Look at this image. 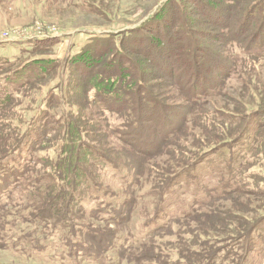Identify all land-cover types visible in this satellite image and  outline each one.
<instances>
[{"label":"rangeland","instance_id":"1","mask_svg":"<svg viewBox=\"0 0 264 264\" xmlns=\"http://www.w3.org/2000/svg\"><path fill=\"white\" fill-rule=\"evenodd\" d=\"M167 1L0 0V64L9 60L25 67L45 58L53 60L48 65L57 68L44 81L31 84L15 95L6 109L0 111V155L11 146L13 139L18 137L17 141H20L27 137L42 112L50 107L54 108L51 113L59 109L63 115L70 112L77 118L79 123L74 122V125L81 126L83 133H71L72 140L81 139L98 146L116 163H121V168L116 169L119 172L110 167L91 169L95 177L98 176L97 189L105 196H96L93 189H86L83 194L78 192L87 200L84 222L94 226L86 229L83 225L85 229L77 228L73 236L63 225L42 230L45 226L35 221L30 213L35 207L27 204L35 191V177L48 172L46 160H57L61 155L59 147H48L44 143L35 152L26 149L24 159L16 164L21 171L7 172L0 183V219L2 217L6 223L14 222L0 230V264H152L147 256L153 250L161 257L153 264H175L180 260L179 249L216 237L233 240L248 228L246 224L263 218L264 197L239 194L226 197L220 190L222 186L224 190L228 180L225 170L228 158L233 156L237 163L234 170L241 172L238 162L245 148L234 152L231 148L224 149L209 156L196 169L174 182L162 197L157 187H164L169 177L195 163L201 154L233 140L242 123L236 120L231 124L230 117L239 115L244 122L250 119L252 126L253 122L264 120L261 115L255 116L258 110L264 111V56L246 57L233 63L235 72L224 80L218 95L206 100L204 108L190 103L188 92L192 87L189 86L196 84L192 81L193 73L184 78L181 74L183 79L176 87H171L166 79L153 82L158 86L155 95L162 106L178 111L183 108L190 113L191 118L184 122L171 119L179 133L168 141L166 136L153 133L157 129L155 123L148 126L151 133L145 135L147 139L139 140L133 146L129 141L128 144L119 141L112 130L122 124L121 118L114 113L103 114L89 102L83 103L81 96L87 90L80 94L71 92L68 87L71 78H78L74 62L93 37L130 31L148 21ZM221 2L214 0V6ZM195 18L200 25L195 29L188 25L189 32L207 29L214 37L236 32V27L230 32L222 31L221 27L204 22L197 14ZM242 27L240 31L245 35L240 40L244 44L252 37L254 29L249 32L248 28ZM153 39L158 41L157 37ZM162 39L166 41L164 36ZM205 46H213L215 56H227L222 43L208 42ZM176 47V57L171 60L179 67L188 51L181 41H176ZM233 48L230 51L240 54L238 45ZM3 75L0 71V77ZM81 80L79 84L84 82ZM249 125L246 130L258 135L264 147V129L251 132ZM162 128L163 125L158 132ZM253 155L251 151L245 170L237 180L242 177L247 181L248 191L258 193L264 191V165L263 169L259 168V158H253ZM14 168L13 171L17 170L16 166ZM76 174L71 167L68 176ZM111 208L119 212L116 214ZM185 215L191 216L190 220H184ZM110 217L115 218L110 220ZM35 226L38 233H28V228ZM92 229L96 234L90 233ZM108 235L114 240L107 252L103 251V240ZM261 247L260 244L259 251ZM262 251L251 254L252 264H264L263 247ZM181 264L186 263L182 261Z\"/></svg>","mask_w":264,"mask_h":264},{"label":"trees","instance_id":"2","mask_svg":"<svg viewBox=\"0 0 264 264\" xmlns=\"http://www.w3.org/2000/svg\"><path fill=\"white\" fill-rule=\"evenodd\" d=\"M209 1L168 0L148 21L130 31L117 35L108 34L93 37L74 62L73 68L77 73L78 80L71 78V83L68 84L70 91L82 93L87 90L81 96L83 103L89 102V105L97 107L103 114L114 113L121 118L122 124L112 130L119 141L126 144L129 141L133 146L137 141L147 139L145 135L151 133L148 126L154 123L157 125V129L153 130V133L156 136H166L168 141L176 133H179V129L174 126L171 119L184 122L190 116V113L183 108L178 111L173 107L162 106L160 98L155 95L158 86L153 82L166 79L171 83V87H176L180 79L193 73L192 81H196V84L189 86L192 87L188 92L190 103L194 107H203L208 98L220 93L224 80L235 72L233 63L243 61L246 57L261 58L264 56V0H222L215 6L214 0ZM189 4L191 5L189 6ZM244 9L245 11H243ZM195 14L199 15L204 22L221 27L222 31L230 32L236 27V32L231 35L225 33V36L222 37H214L207 29L204 32L198 30L189 32L191 29L187 27L188 25L193 29L200 25L195 21ZM258 19L259 24H256ZM241 27L248 28L249 32L250 29H254L252 37L244 44L240 40L243 34L245 35V32L240 31ZM162 36H164L165 42ZM176 36L178 39H174ZM153 37H157L158 41ZM176 41L184 43V48L186 47L188 51L185 60L179 67L176 66V62L171 60L176 57ZM208 42L222 43L227 56L217 54L215 56L213 46H205ZM235 45H238L240 54L230 51ZM89 54L92 55V58ZM136 56H138L137 59ZM81 60L82 62H80ZM49 61L53 60L42 58L37 63H29L25 67H21L15 61L1 62L0 71L4 72V75L0 77V111L6 109L9 102L19 92L52 75L57 68L48 65ZM80 77L84 80L82 84L78 82L82 81ZM215 77L217 80H212ZM91 94L92 96H90ZM54 100L56 99L53 98ZM50 103L51 101L47 102V106ZM51 109L54 108L49 107L42 112V117L38 121L36 120L29 129L27 137L20 141H17L19 138L16 137L11 146L1 153L0 183L4 181L7 172L21 171L16 164L19 160L24 159L26 149L35 152L36 148L42 147L44 143L48 147H59L60 157H57V160L53 162L47 159L45 164H49L48 172L35 177V191L27 204L35 207L30 213L35 221L45 226L42 230L55 229L58 225H63L69 228L72 235L75 236L74 230L77 228L85 229V226L86 229H89L94 226L84 222V207H86L87 200L85 197H81L78 192L83 194L86 189H93L96 196H105L97 189L95 183L98 181V176L95 177L91 169L96 171V169L104 170V168L110 167L119 172L116 169L121 168L119 166L121 163L119 161L116 163L98 146L90 145L81 139H78L79 141L72 140L71 133H81V135L83 133L81 126L74 125V122L75 124L79 123L77 118L70 112L63 115L59 109L51 113L53 111ZM258 111L260 113L255 112V116L261 115L264 118V111ZM236 120H239L242 126H239L235 138L210 149L208 153L201 154L195 163L175 176L169 177L170 179L167 184L165 181L164 187L160 185L157 187L160 190V197L180 177L196 169L209 156L224 149L231 148L234 152L235 149L245 148L242 151L244 152L242 159L238 162L239 171L245 170L251 151L254 154L253 158H259L257 166L259 165V168L263 169L264 147L261 145L258 135H252L245 127L250 124L248 129L251 132L264 129V120L253 122L252 126L250 119L244 122L239 115L236 118L230 117L231 124L236 123ZM161 125H163L162 131L158 132ZM163 137L161 136V138ZM236 164L233 156H230L225 167L228 180L224 185V190L223 186L220 189L221 193L226 197H233L235 194L264 197L262 190L258 193L248 191L250 188L242 177L239 181L237 180L241 172L238 173L234 170L237 169L234 167ZM15 166L17 170L13 171L12 168L15 169ZM71 167L77 172L74 176H68ZM99 198L101 199V197ZM111 211L119 212L117 209ZM262 217L259 220L255 219L252 224H246L245 226L248 228L238 233L233 240L216 237L202 243H199L200 241L193 242L191 245L179 249L180 260H177L175 264H181L182 261L186 264H252L251 254L255 252L260 254L263 252L262 247L264 248V216ZM183 218L190 220L191 216L185 215ZM112 219L110 217V220ZM12 223H6L1 217L0 230ZM37 226L29 227L28 233L37 234ZM81 233L84 234V232ZM90 233L96 234L94 229ZM93 236L96 238V235ZM113 240L112 235H108L103 240V251L108 252L111 249ZM68 241L71 246V239ZM260 244L261 251H259ZM73 249H77V247H73ZM91 249L88 248V250ZM153 251H149L147 258L149 257V262L156 263L161 257H158L155 254L156 251L154 253ZM93 255L97 257L96 254Z\"/></svg>","mask_w":264,"mask_h":264}]
</instances>
